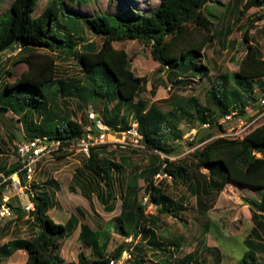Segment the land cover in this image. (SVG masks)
Returning <instances> with one entry per match:
<instances>
[{
	"label": "trees",
	"instance_id": "1",
	"mask_svg": "<svg viewBox=\"0 0 264 264\" xmlns=\"http://www.w3.org/2000/svg\"><path fill=\"white\" fill-rule=\"evenodd\" d=\"M42 1L12 0L9 8L0 16V81L4 82L1 94L7 93L8 99L14 100V102H9V105L2 103L0 115L4 116L9 111L13 112V115L21 113L16 121L17 124H22L24 136L28 141L38 138L45 139V143H59V149L56 152L60 154L51 152V156L53 155L56 160L67 158L70 153L64 149L85 138L90 132L85 131L81 124L70 118H65V120L59 118L61 109L60 104L56 103L59 86L57 88L55 86L60 84V81L55 77L56 64L52 54L57 57L60 53L69 56L74 46L67 43L66 39L61 38L54 30L55 27H62L81 41L83 40V26L88 31L91 30L96 37L101 39V44L97 47L94 42L89 41L81 46L77 61L82 73L86 79L89 78L88 81H91L93 87L88 85V88H75L79 99L92 101L91 97L98 96L100 90L105 89L107 94H103V98L109 104L116 101V105L110 110L111 115L117 118L120 109H124L125 113L121 115L120 126L127 128L129 118L136 113L138 121L136 131L142 138L140 145L148 151L165 156L155 167L144 172L133 171L129 161L128 163L122 161V165H119L130 171L126 182L121 186L123 190L120 194L119 214L110 221L112 231L125 238L130 237L131 241L137 238L146 239L148 234H154L151 228L159 225L160 222L158 217L153 218L146 214L147 206L155 207L156 215L170 214L175 217L179 213L177 212L178 206L173 200L162 195L161 181L155 183L153 179L156 175L169 176L174 185L181 177L186 176V170L183 167L178 166V163L175 164L174 161H169L172 155L180 154V149L176 146L168 148L166 143L168 141L180 142L178 126L184 119H193L189 116L191 105L184 108L180 102L173 103L168 113L161 112L153 104L141 113L136 111L134 105H140L139 107L145 105L138 100V93L144 90L147 79L133 73L131 58L125 50L115 49L113 44L125 41L141 43L149 49L151 59L158 63L159 68L165 70V77L168 81L182 84L181 81L188 79L203 80L211 73L204 63V50L214 42L216 36L212 28L213 23L205 11L208 0H158L154 9L133 19L121 16L112 17L107 11L81 18L69 14L61 0L44 1L41 11L35 14ZM75 1L85 4L89 0ZM243 1L237 13L238 18L251 9L264 8V0ZM2 2L3 0H0V4ZM108 3L111 4V0H108ZM262 18L258 16L255 21H260ZM255 21H249L246 31L241 35L242 43L245 45V54L239 62L238 70L232 75L233 89L230 92L225 90V76H217L216 80L214 79L205 93V102L217 111V114H210L208 109L203 113L204 119L210 120L211 117L216 116L222 119L234 111L239 112L243 117L246 101L256 100L255 85L264 78V56L257 45L251 43L248 36ZM11 47L20 48L16 54L17 59H14L15 64L23 63L26 68L13 82H8L7 77H11L13 71L8 68L6 71L3 70L1 54L10 50ZM39 50H45L48 54H41ZM167 99L169 100V97ZM167 99L162 102H166ZM106 101L103 103L102 113L110 116ZM181 101L184 102V100ZM234 108L236 110H231ZM196 111H202V109ZM208 115L210 117H207ZM34 121L39 128L36 127ZM103 121L105 125H109L107 120ZM205 121L203 120L201 124ZM43 122L44 125L50 123L53 129L50 128L51 130L48 131L43 126ZM113 122L114 125H111V128L116 126L115 120ZM215 127L219 132H224V126L218 122ZM92 130L97 129L93 126ZM201 133L196 134L190 142L186 143L190 149L202 144L193 152L195 168L207 170V179L200 184L201 193L204 195L211 192L220 193L227 183L264 192V123L255 126L241 138L222 136L213 138V135L207 132ZM9 137L11 141L18 143L13 131L10 132ZM98 147H103V145H98ZM11 149L12 153L17 156L16 146H12ZM93 149L96 148L90 147L89 153ZM89 153L83 164L84 169L91 178H96L103 186V189L97 188L96 190L99 202L104 207L109 205V209H113L116 197L113 195L111 175L115 167L108 162L104 165L98 164ZM20 167L18 160L7 168H2L0 172L2 179L12 176ZM18 174L22 185L25 186V171ZM123 178L125 179L124 174ZM139 179L143 181V188L138 187ZM46 185L36 184L33 179L30 182L29 189L25 192L24 202L32 203L33 211L26 213L23 210V204L19 206V203L14 205L8 202L10 213L16 219L27 217V226L32 235L28 240L17 239L7 242L0 248V257L9 258L15 252L24 250L28 256L25 264H64L59 256L60 245L78 229L77 240L90 249L94 259L90 261L84 252L80 251L75 262L65 264H109L111 260H119L123 252L130 247L129 243L123 242L109 253L107 248L110 238L105 232L93 230L87 224L80 223L79 218L74 215H71L64 224H55L48 217V212L53 208L54 202ZM189 187L190 192L193 193L192 196L198 195L195 186L189 184ZM2 188L3 185L0 186V189ZM141 191L147 198L143 204H140L138 199ZM262 198L264 201V195ZM76 212L78 216H83L79 210ZM256 212H264V202L258 204ZM252 217H257V214L253 213ZM191 255V253L188 254L184 259ZM241 260L242 264H258L255 252L251 249L243 253ZM123 264H145V261L140 257Z\"/></svg>",
	"mask_w": 264,
	"mask_h": 264
},
{
	"label": "rangeland",
	"instance_id": "2",
	"mask_svg": "<svg viewBox=\"0 0 264 264\" xmlns=\"http://www.w3.org/2000/svg\"><path fill=\"white\" fill-rule=\"evenodd\" d=\"M11 1L12 0H3L0 4V16L9 8ZM44 1L46 0L40 3L35 14L41 11ZM61 1L69 14L81 18L107 11L112 17L121 16L133 19L145 15L158 4V0H111V4L108 3V0H89L85 4H79L75 0ZM243 3V0H208L205 11L213 23L212 28L216 36L214 42L204 50V63L209 67L211 73L203 80L195 79L196 81H191L188 79L181 81L182 84L180 82L168 81L165 77V70L159 68V65L151 59L149 49L145 48L141 43L137 41H125L113 44L115 49L121 48L125 50L131 58V69L133 73L139 77L144 76L147 79L144 90L138 93V100L145 103V105L143 107L134 105L136 111L141 113L153 104L161 112L168 113L171 111L173 103L176 104L180 102L184 108L187 106L190 107L189 105H191L189 116L193 119H184L178 126L180 142L174 143V141H168L166 143L168 148L176 146L180 149V154L176 156L172 155L169 161H174L175 164L178 163V166L183 167L186 170V176L181 177L174 185L169 176L156 175L153 179L155 183L161 181L163 188L162 195L173 200L174 204L178 206L177 212L179 213L177 216L175 215V217L170 214L156 215L155 207L152 205L147 206L145 211L146 214H149L153 218L158 217L160 219L161 234L158 240L159 244L165 247L171 244H174L176 247H181V253L171 251V255H175V258L173 257L167 264H180V258L183 257V254L187 251L186 255L195 251L197 262H191L192 264H242L241 252L245 250L242 242H244L248 235L259 231L263 238L261 241L264 242V235L262 234L264 233V212L261 213L263 216H258L263 217V220L257 221L256 218H252L251 220L253 213H256L258 209L256 200H260L264 192L262 190L238 186L236 184H226L220 193L211 192L208 195H204L201 193L200 184H203L207 179V170L205 168H202L201 171L197 170L195 168V158L193 156L194 150L200 148L202 144L196 145L191 149L186 146L187 142H190L196 134L198 135L201 132H207L213 135V138L219 135H224L229 138H241L244 135L241 132H238L236 136L233 134L241 125L240 121H247L246 118L249 115L245 113V111H243V117L237 112L232 121L224 125L222 124L224 126V132H219L215 127L218 120L220 121L217 116L214 118L211 117L210 120H206L203 117V113L208 109L211 112L210 114H217V111L209 107L205 102V93L214 82V79L216 80L217 76L223 75L226 77V82L224 83L226 91L230 92L233 89L232 75L238 70L239 62L245 54V45L242 43L241 35L246 31L248 22L251 20L255 21L258 16L263 18L260 21L254 22L253 29L248 32V36L250 37L251 43L256 44L264 56V8L251 9L242 17L238 18L237 13L241 9ZM55 28L54 32L56 34L66 39L67 43L74 46L69 56L60 52L59 57L52 54L56 64L55 77L56 80L60 81V84L55 87L57 88L62 84H72L74 88H68V86L67 88L64 87L61 93L58 90L59 94L56 98V103L60 104L59 107L61 110H66L65 113L68 116L76 117V119L80 118V121L84 124L82 126L83 129L88 131L91 127L90 123L87 124L83 119L92 122L90 120V114L102 110L103 103L106 101L103 98V94L107 93L105 89H101L98 96L91 97L92 101L88 99L81 101L79 99L78 91L75 90V88H88V85H91L92 88L93 85L91 81H88L89 78L86 79L82 73L77 58L81 52V46L84 45L83 43L92 41L99 47L101 39L96 37L91 30L88 31L84 26L82 33L83 42L76 36L74 37L71 35L66 29L59 26ZM13 51H16V49L11 47L10 50L1 54L2 65H4L3 70L6 71L8 68L13 71L12 76L7 77L8 82H13L26 68L23 63L19 62L15 64L14 59H17L16 54L18 52L14 53ZM38 52L41 54H48L45 50H39ZM261 82L264 84V81L259 80L255 85L256 100L252 101L248 99L246 101L247 105H251L253 113L257 111V113L253 115L254 118L264 111V105H260L258 90L261 87ZM168 97L169 100L167 99ZM164 99H167V101L162 102ZM262 99H264V97ZM181 100H184V102ZM1 101L7 105H9L8 103L11 101L14 102V100L8 99L7 93H4V95L3 93L1 94ZM136 101L137 99L135 102ZM112 103H114V101ZM106 105H110L108 101H106ZM196 106H198V108H195ZM231 108H233V105H231ZM198 109H202V111H196ZM231 110L236 109L234 108ZM82 112V117H80L79 115ZM12 113L13 112L9 111V113H6L4 116L0 115V166H8L18 161L16 154L11 153L10 145H5L4 141L5 138H8L13 129H19L22 125L21 123L17 124ZM61 113L60 111L59 114L61 115ZM121 113L122 112H120V114ZM19 116L18 114L17 117ZM207 117H210V115ZM114 120L116 123L121 121L119 117L117 119L111 116L108 126L104 124V121L102 122L107 130H110L106 133H100L103 135L101 141L94 130V134L91 132L92 139L89 140V142L93 143L91 146L96 148L98 145H103V147L93 149L92 152L89 153L88 149L91 147L89 146L86 153L83 151V146L76 144L77 146L75 145L73 148L69 147L64 149L66 152L70 153V155L60 160H56L53 155L51 156V153L40 159L38 164L36 163L31 166L33 170V182L44 181V173L47 178H49V182L52 181L51 175L54 179L56 178V188H50L48 186L49 184L46 185L48 186L47 191L54 202L53 209L48 212V217L55 224H64L71 213H73L74 216L79 218L80 223H85L92 229L97 228L109 235L110 239L107 252L111 253L123 242L129 243L130 247L125 251L126 255L122 254L120 256L122 260L119 261V264L140 257L143 258L145 264H153L152 260L158 258H162L163 261L168 260L167 253L161 254L163 253L161 249L160 251L157 250V252H159L158 254H160L158 258H154L152 254H150L152 251H155L153 245H151L152 249H150L145 243L142 244L138 242V245L134 244V241H131L130 237L125 238L112 231L110 221L119 214L121 205L120 194L121 190H123L121 186L125 183L123 174L128 175V168L123 169V174L119 176V180L118 175L112 172L113 195L116 197L113 209H109L107 212L106 209L101 210V203L95 196L88 195L84 197L83 192L81 193V187L84 182L80 181L78 171L81 170L83 173H86L83 168V162L87 158L86 155H88V153L93 156V159L98 164L102 163L104 165L105 162H108L112 164L111 166L115 167H113L114 169H116V166L123 160L129 161L132 166L142 169L146 168L150 163L156 164L165 158L163 155L151 153L146 149L135 148L130 145H127L125 149H120L117 141H122L124 137V134L120 132L130 129L132 126L136 127L138 122L137 116L136 113H134L130 120V126H127V128L122 127V125L118 128L114 126L111 128V125H114ZM203 120L206 121L201 124ZM258 122L259 124L264 123V116L260 118ZM34 123L36 127H38L35 121ZM43 126H45L48 131L53 129V127L50 129V123L44 125L43 122ZM233 127L236 128L232 130ZM90 130L92 131V129ZM47 133L48 132H46V134ZM84 140L85 142L88 141L86 138H84ZM49 144L50 143H47V145ZM53 148L52 152L58 150L56 145H54ZM56 153L60 154V152ZM152 154L157 160H152ZM79 174L81 177H85L83 174ZM0 179L2 181L0 184H4L3 188L0 189L2 193L0 195L1 198H8L9 203L14 205H18L19 203V206L23 204L22 206L24 207L27 204V201L24 202L26 194H18L15 192L8 185L9 183L3 182L4 179H2V175H0ZM12 179H15L14 175H12ZM97 182L100 184L99 181ZM26 184L30 183L26 182ZM189 184L190 186H195V189L198 190V195L192 196L193 193L190 192ZM139 186L142 188L144 186L141 180H139ZM101 187L103 189L102 185ZM138 199L139 203L143 204L146 202L147 198L141 191L138 194ZM77 209L82 213V217L78 216L76 212ZM27 224V217L16 219L12 214L6 218L0 219V248L7 242L13 240H28L32 233ZM204 227L208 228V233L206 234ZM78 234L79 230L68 239L64 240L60 245L59 256L64 261V264L75 262L77 254L80 251H83L90 261L94 259L90 249L76 240ZM251 239L255 240L254 238ZM23 251L24 250H22V252ZM18 253L10 258L0 257V264H25V254L27 253L24 252V254L19 255ZM257 259L259 264H264V254L258 255Z\"/></svg>",
	"mask_w": 264,
	"mask_h": 264
},
{
	"label": "crops",
	"instance_id": "3",
	"mask_svg": "<svg viewBox=\"0 0 264 264\" xmlns=\"http://www.w3.org/2000/svg\"><path fill=\"white\" fill-rule=\"evenodd\" d=\"M236 1V0H235ZM237 1H240V0H237ZM128 55V54H127ZM156 64H158L157 62H156ZM137 76V75H136ZM139 77V76H138ZM141 77H144V76H141ZM261 81H264V78L263 79H261ZM4 82L3 81H0V106L2 105V101H1V90H2V84H3ZM264 83V82H263ZM65 84H63V85H61V86H59V91H63V89H64V87H66L67 88V86H68V88H70V87H72V84H67V85H65ZM65 88V89H66ZM73 88V87H72ZM74 89V88H73ZM256 90V89H255ZM259 90V99L261 100L263 97H264V84H262V82H261V87L258 89ZM64 92H65V90H64ZM63 92V93H64ZM134 103H135V101H134ZM116 105V101H114V103H110V105L108 106V112L110 113V116H108V115H103L104 113H102V110L101 111H97L96 113H91L90 114V116L91 115H94L97 119H100L101 120V122H103V120L105 119V120H107L108 122L110 121V117L112 116L111 114H112V112H110V110L114 107ZM103 106H104V104H103ZM103 106H102V108H103ZM50 107V106H49ZM50 109V108H49ZM54 109V108H53ZM80 109V108H79ZM54 111H55V109H54ZM65 111L66 110H61V115H59L58 117L59 118H62V119H64L65 120V118H70L71 120H74L75 122H77L78 124H81V126H83L84 124L80 121V118H78V119H76V117H70V116H68L66 113H65ZM244 111H245V113H247L249 116L246 118V119H248L249 121L250 120H253V118H254V114H256L257 113V111L255 112V113H253V110H252V107H251V105H247V103H246V106L244 107ZM120 112H122L121 114L119 113L118 114V117L121 119V115L123 114V113H125L124 112V109L123 108H121L120 109ZM9 113V112H8ZM86 113V112H85ZM14 114H16V115H12L13 117H14V119L16 120L17 119V115L19 114V113H14ZM82 114H83V112L82 113H80V117H82ZM20 116H21V113L19 114ZM57 117V118H58ZM85 117V116H84ZM113 117V116H112ZM118 117H117V119H118ZM55 118V117H54ZM132 118L130 117L129 118V121H128V126H130V120H131ZM87 124H89L90 123V126H92L91 124H92V122H88L87 120H85V119H83ZM121 122V121H120ZM119 122V124L118 123H116V126H114V127H119L120 126V123ZM114 123V122H113ZM105 124V123H104ZM51 127H53V126H50V128ZM123 127V126H122ZM83 128V127H82ZM89 128V127H88ZM17 129V128H16ZM14 130V129H13ZM17 130H19L20 131V133L22 134V136L25 138V136H24V129L22 128V127H20L19 129H17ZM120 133H123V132H120ZM10 137L8 136V138H5V145L7 144L8 146L10 145V148H12V146H15V144H16V142H14V141H11L10 139H9ZM38 139V138H37ZM101 146V145H100ZM96 148H98V147H96ZM149 152H151V151H149ZM11 153H12V149H11ZM151 153H156V152H151ZM13 154V153H12ZM85 155V154H84ZM151 157H152V160H157V158L152 154L151 155ZM124 161V160H123ZM15 163V162H14ZM39 163V162H38ZM37 163V164H38ZM126 163H128V161H126ZM13 164V163H12ZM83 164H84V162H83ZM158 163H156V164H154V163H150V164H148V166L146 167V168H142V169H140V168H138V167H135V166H132V169H133V171H137V172H144V171H146V170H149V169H152L153 167H155L156 165H157ZM119 165H122V161H121V163L120 164H118V166L116 167V169H114V171H113V173L115 172V174H117L118 175V180H119V176H121L123 173V169H125V167L124 166H122L123 168H121ZM9 166V165H8ZM8 166H5V165H3V166H0V172H1V170H2V168H7ZM119 167V168H118ZM83 168H84V166H83ZM127 169V168H126ZM128 171V173H129V169L127 170ZM201 171V170H200ZM79 173H81V174H83L85 177H81V175L78 173V177L80 178V181H82V182H84V184L82 185V187H81V193L83 192V196L85 197V196H88V195H90V196H95V198L99 201V198L97 197V193H96V190H97V188L98 189H102V187H101V185L102 184H98V182H97V179L96 178H90V176L87 174V173H83V171H78ZM0 175H2L1 173H0ZM112 176V175H111ZM127 177H128V175H125V182H126V180H127ZM44 181H39V182H37V181H35V183L37 184H49L48 186L50 187V188H56L55 187V184L57 183L56 182V178L54 179L53 178V176L51 175V183L49 182V178H47V176H46V174L44 173ZM87 179V180H86ZM139 180H141L142 181V179H139ZM139 180H138V187H140L139 186ZM49 182V183H48ZM56 182V183H55ZM142 183H143V181H142ZM227 184H233V183H227ZM58 186V185H57ZM48 190V189H47ZM84 190V191H83ZM223 190V189H222ZM257 201V203L258 204H260L261 202H264L263 201V198L261 197V199L260 200H256ZM100 204V203H99ZM101 205V210L103 209H106V212L109 210V208H110V206L109 205H106L105 207L102 205V204H100ZM53 209V208H52ZM77 210H79V209H77ZM76 210V211H77ZM80 211V210H79ZM258 213V214H257ZM256 214H257V217H254V218H256L257 219V221L258 220H263V217H258L259 215H261L262 216V214H261V212H256ZM71 215H73V213H71ZM70 215V216H71ZM69 216V217H70ZM15 218V217H14ZM78 218V217H77ZM252 218L253 217H251V220H252ZM68 220V219H67ZM160 223V222H159ZM151 227V226H150ZM91 228V227H90ZM92 229V228H91ZM153 231H154V234L153 235H151V234H148L147 235V238L146 239H144V238H142V239H139V238H137L136 240H134V244H137L138 242H140V243H145L146 245H148L149 247H150V249H152V246L151 245H153V248H154V250L155 251H152V253H150V254H152V256L154 257V258H158V256L160 255V254H158L159 252H157V250H159L160 251V249H161V251H163V253H161V254H164V253H167V256H168V260H165V261H163V259L162 258H158V259H154V260H152V262H153V264H167V263H169L170 262V260L174 257L175 258V255L173 256V255H171V251H175V252H177V253H181L182 251H180L181 249V247H176L174 244H171L170 246H168V247H165V246H162V245H160L159 244V242H158V240H159V237H160V232H161V229H160V224L159 225H157V226H154V227H152L151 228ZM78 230V229H77ZM76 230V231H77ZM93 230H98L97 228L96 229H93ZM207 230H208V228L207 227H204V231H206L205 232V234L206 233H208L207 232ZM75 231V232H76ZM74 232V233H75ZM73 233V234H74ZM263 235H264V233H262ZM208 235V234H207ZM209 236V235H208ZM251 238H254L255 240H252ZM263 238H262V236L260 235V233H259V231L257 232V233H253V234H249L248 235V237L244 240V242H242V244L244 245V248H245V250L244 251H242L241 253H242V255H243V253L244 252H247V251H249L250 249L253 251V252H255V256H256V259H257V256L258 255H260V254H264V242L263 241H261ZM76 240H77V238H76ZM212 241H213V239H212ZM79 242V241H78ZM214 242V241H213ZM155 243H158V244H155ZM170 243H172V242H170ZM82 244V243H81ZM139 244V243H138ZM137 244V245H138ZM149 244H151V245H149ZM155 244V245H154ZM83 245V244H82ZM216 246V245H215ZM18 252H20V253H18ZM188 252V251H187ZM187 252H185L184 254H183V257H181L180 258V261H181V263L180 264H192L191 262H194V263H196L197 262V258L195 257V255H194V253H195V251H193V252H190L192 255H191V257H187V259H184L187 255H186V253ZM18 253V255L19 254H24V251L22 252V251H17V252H15L14 254H17ZM26 253V252H25ZM189 253V254H190ZM13 254V255H14ZM12 255V256H13ZM242 255H241V259H242ZM25 256H26V261H27V254H25ZM10 258V257H9ZM257 262H258V264H259V261H258V259H257ZM22 264V263H21ZM148 264V263H147Z\"/></svg>",
	"mask_w": 264,
	"mask_h": 264
},
{
	"label": "built area",
	"instance_id": "4",
	"mask_svg": "<svg viewBox=\"0 0 264 264\" xmlns=\"http://www.w3.org/2000/svg\"><path fill=\"white\" fill-rule=\"evenodd\" d=\"M20 48L17 49L19 51ZM261 105H264V99L261 100ZM264 116V112L259 114L255 119L251 121H246V122H241V125L239 128L234 132V136L238 134V132H241L243 134H246L249 132L255 124L258 123L259 119ZM231 117L227 116L223 120L220 121V124H225L227 121H229ZM90 120L93 121V126L97 129L96 131L98 132L97 137L100 139V141L103 138V135L100 134L101 132L106 133L108 130L106 127L102 125V122L100 119H97L94 115L90 116ZM234 128H232L233 130ZM88 132H91L89 129ZM100 134V135H99ZM124 137L122 141H117L119 143V148L120 149H125L127 145L133 146L135 148H142L143 146L140 145L141 141V136L137 133L136 127L132 126L130 129L125 131ZM92 134L87 133L86 134V139L88 140L85 142L84 138L79 140L77 143L73 144L70 146V148L75 147L76 144L83 146V151L87 153V149L89 146H91L93 143L89 142V140L92 139L91 137ZM127 138V139H126ZM44 140L40 139H33L32 141H27L26 143H16V153L18 156V160L21 164V167L19 170L14 173L13 175L15 176V179H12V176L8 177L7 179L4 178L3 182H7L8 180L10 183L8 184L15 192L18 194H26L25 192L29 189V184H26L25 186L22 185L20 179H19V172L25 171V176H26V182L30 183L33 179V170L31 169V166L38 162L40 159L48 156L51 154L53 151V146L56 145L57 149H59V143H50L47 145ZM77 146V145H76ZM66 149V148H65ZM2 182V181H1ZM4 185V184H0ZM6 185V184H5ZM29 195L31 196V192H29ZM8 198H1L0 196V219L6 218L10 216V209L8 207ZM23 210L28 213L29 211L34 210V205L32 203H28L23 207ZM126 255V252L123 253ZM122 259H119L117 261L111 260L109 264H119V261Z\"/></svg>",
	"mask_w": 264,
	"mask_h": 264
},
{
	"label": "clouds",
	"instance_id": "5",
	"mask_svg": "<svg viewBox=\"0 0 264 264\" xmlns=\"http://www.w3.org/2000/svg\"><path fill=\"white\" fill-rule=\"evenodd\" d=\"M14 49H16V51H13L14 53L19 52V51H17L18 48H14ZM7 51H8V50H7ZM7 51H5V52H7ZM5 52H4V53H5ZM261 100H263V99H261ZM261 100H260V102H261ZM260 105H261V103H260ZM263 112H264V111H263ZM263 112H261V113H263ZM236 114H237V112L234 111L232 114L228 115L229 117H231V119H230L229 121H232L233 117H235ZM225 117H227V116H225ZM225 117H222V119H220V121L223 120ZM256 117H257V116H256ZM256 117H255V118H256ZM255 118H254V119H255ZM246 120H247V119H246ZM220 121H218V123H219ZM229 121H227L226 123H229ZM247 121H249V120H247ZM250 121H251V120H250ZM240 122H242V121H240ZM219 124H220V123H219ZM102 125H103V123H102ZM220 125H222V124H220ZM223 125H224V124H223ZM257 125H259V122L257 123ZM257 125H255V126H257ZM103 126H104V125H103ZM255 126H254V127H255ZM92 127H93V121H92V126H91L89 129H92ZM94 127H95V126H94ZM104 127H105V126H104ZM254 127H253V128H254ZM233 128L235 129L236 127H233ZM253 128H252V129H253ZM234 129H233V130H234ZM252 129H251V130H252ZM109 130H110V129H108V131H109ZM126 131H127V130H126ZM235 131H236V130H235ZM87 132H88V131H87ZM91 132L94 134V132H97V131L94 130V132H93V130H92ZM91 132H90V134H91ZM124 132H125V131H124ZM124 132H123V133H124ZM97 134H98V132H97ZM219 136L225 137L224 135H219ZM233 138H234V137H233ZM19 143H20V142H19ZM76 143H77V142H76ZM91 147H93V146H91ZM143 149H144V147H143ZM38 162H39V161H38ZM36 163H37V162H36ZM36 163H35V164H36ZM162 176H165V175H162ZM28 203H29V201L27 202V204H28ZM123 253H124V252H123ZM119 259H120V258H119Z\"/></svg>",
	"mask_w": 264,
	"mask_h": 264
},
{
	"label": "water",
	"instance_id": "6",
	"mask_svg": "<svg viewBox=\"0 0 264 264\" xmlns=\"http://www.w3.org/2000/svg\"><path fill=\"white\" fill-rule=\"evenodd\" d=\"M13 131H14L13 133H14L15 137L17 138V141H18V142H20V143H26V142L28 141L27 138H24V137L22 136V134L20 133L19 130L14 129Z\"/></svg>",
	"mask_w": 264,
	"mask_h": 264
}]
</instances>
